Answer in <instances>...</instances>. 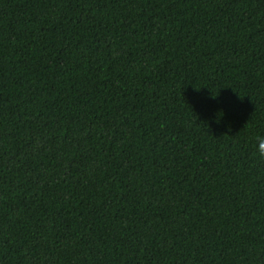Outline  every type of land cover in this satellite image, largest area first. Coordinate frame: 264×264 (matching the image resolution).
Wrapping results in <instances>:
<instances>
[{
  "label": "trees",
  "instance_id": "16d2710c",
  "mask_svg": "<svg viewBox=\"0 0 264 264\" xmlns=\"http://www.w3.org/2000/svg\"><path fill=\"white\" fill-rule=\"evenodd\" d=\"M264 0H0V264H264Z\"/></svg>",
  "mask_w": 264,
  "mask_h": 264
},
{
  "label": "clouds",
  "instance_id": "9594fccd",
  "mask_svg": "<svg viewBox=\"0 0 264 264\" xmlns=\"http://www.w3.org/2000/svg\"><path fill=\"white\" fill-rule=\"evenodd\" d=\"M257 152L264 157V137H260L257 140Z\"/></svg>",
  "mask_w": 264,
  "mask_h": 264
}]
</instances>
